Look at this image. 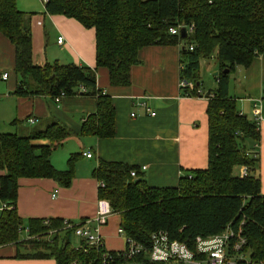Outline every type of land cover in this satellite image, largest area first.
<instances>
[{"label":"trees","instance_id":"1","mask_svg":"<svg viewBox=\"0 0 264 264\" xmlns=\"http://www.w3.org/2000/svg\"><path fill=\"white\" fill-rule=\"evenodd\" d=\"M46 11L95 29L97 68L59 62L34 65L31 16L18 9L17 0H0V33L16 50L19 81L14 95L54 100L62 94L75 97L83 93L95 98L97 111L84 122L80 137L110 139L116 134L115 108L111 98L98 88V68L109 70L112 86L126 87L131 83L132 67L140 64L142 48L186 46V51H181V80L193 88H183L184 95L201 97L200 61L213 53L219 61L218 88L207 94V169L182 177L175 187L163 188L149 186L137 168L123 163L102 160L94 172L95 178L104 183L99 199L108 201L112 211L121 216V234L144 248L129 262L180 264L147 259L155 234L164 232L170 240L194 250L197 238L221 234L229 225L237 228L243 222L248 239L246 255L252 261L264 262L259 157L248 145L249 141H259V130L229 95L230 76L235 69L251 66L264 53V0H49ZM177 27H189L193 32L182 39L170 32ZM83 88L87 91L82 92ZM72 136L69 128L54 120L27 134H0V173H5L0 174V199L9 206L0 215V246L15 245L19 259L101 264L104 251L89 247L81 239L80 246H73L74 234L65 229V220L32 219L28 224L31 238L20 239L24 224L17 213L19 180L53 179L69 187L79 155L71 156L66 171L57 170L51 158ZM243 167L249 170L245 177L236 174ZM132 171H137L136 178L131 176ZM138 179L141 181L136 183Z\"/></svg>","mask_w":264,"mask_h":264},{"label":"crops","instance_id":"2","mask_svg":"<svg viewBox=\"0 0 264 264\" xmlns=\"http://www.w3.org/2000/svg\"><path fill=\"white\" fill-rule=\"evenodd\" d=\"M17 7L31 14L34 65L59 62L97 68L95 29H87L63 15L48 14L43 0H17ZM59 38H63L61 45ZM181 51L182 45L142 48L138 54L140 64L132 67L131 83L126 87L112 86L109 70L98 68V88L111 98L115 108L116 134L110 139L95 135L80 137L84 122L97 111L96 99L80 93L57 104L44 96H15L19 81L16 50L0 33V108H8L4 117L9 118L5 122H16L15 133L24 134L51 120L69 128L73 136L51 158L59 171L68 170L71 156L79 155L69 187L53 179L19 180L17 213L24 224L21 241L31 238L30 220L61 219L97 231L106 251L123 252L128 239L121 234V216L112 212L105 226L96 220L101 183L94 172L100 161L135 167L149 186L159 188L175 187L182 177L208 168L209 97L202 92L201 97L184 95ZM5 73L9 75L7 80L2 77ZM229 95L236 99L241 114L259 123V141H249L248 145L258 153L257 175L264 196V53L251 66L235 69L230 76ZM147 108L156 115L151 116ZM31 117L38 119V124L30 125L27 120ZM86 153H91L92 158H87ZM241 171L242 168L238 174ZM4 203L0 199V208ZM17 254L15 245L0 246V264H57L52 258L19 259Z\"/></svg>","mask_w":264,"mask_h":264},{"label":"built area","instance_id":"3","mask_svg":"<svg viewBox=\"0 0 264 264\" xmlns=\"http://www.w3.org/2000/svg\"><path fill=\"white\" fill-rule=\"evenodd\" d=\"M47 3L49 0H43ZM184 27L172 28L170 30L173 35H181V29ZM188 31V35L191 34L192 28L185 27ZM63 43V38L58 39V44ZM193 50V47H191ZM4 80H7L9 75L4 74ZM182 88H193V85L181 80ZM85 88L82 92H86ZM65 98L62 94L54 99L55 103L59 104ZM147 112L151 116H155L156 113L147 108ZM134 116V114L132 115ZM260 121V117L257 119ZM30 125L38 124L39 120L31 117L27 120ZM259 123H257V126ZM259 129V128H258ZM87 158H92L91 153H86ZM146 170V167H143ZM249 170L247 167H243L241 171V177L247 176ZM131 176L136 178L137 171H132ZM104 186V183H101ZM9 209V206L4 203L0 208V215L3 211ZM112 209L108 201L101 200L99 202V211L97 215V222L100 226H105L108 223V217L112 213ZM244 225L241 223L237 228L229 225L227 229L221 234L202 238L199 237L195 243V249L192 250L185 243L179 241L170 240L168 234L164 232L157 233L153 236V247L150 253L147 255V259L151 262H176L180 264H240L241 262H246V264H264L263 261H252L245 253V249L248 245V239L244 235ZM65 229L72 230L74 236L84 240L89 247H96L97 249H102L104 251L101 259V264H124L130 263L129 261L134 260L138 255L144 252V248L132 239H128V247L125 251L120 252L116 255L110 254L106 251L104 241L97 231H92L91 229L85 227L81 224L70 223L65 221ZM122 233V231H121ZM123 262V263H121Z\"/></svg>","mask_w":264,"mask_h":264},{"label":"rangeland","instance_id":"4","mask_svg":"<svg viewBox=\"0 0 264 264\" xmlns=\"http://www.w3.org/2000/svg\"><path fill=\"white\" fill-rule=\"evenodd\" d=\"M30 2L31 0H26ZM35 1V0H34ZM36 4H39L38 2ZM28 15L31 16L30 13ZM217 72H220L219 68V61L216 56V53H213V55L210 58H203L200 61V69H199V90L202 93H209L210 91H213L216 86V76L215 74ZM8 108L7 107H1L0 108V134L4 133H15L16 125L13 126L10 122H5V120H9V118L4 117L5 113H7ZM5 119V120H4ZM39 127V126H35ZM250 142H248L249 144ZM236 174H238V171H236ZM25 236V234H23ZM72 245L75 247L80 246L79 238L76 236H72Z\"/></svg>","mask_w":264,"mask_h":264},{"label":"water","instance_id":"5","mask_svg":"<svg viewBox=\"0 0 264 264\" xmlns=\"http://www.w3.org/2000/svg\"><path fill=\"white\" fill-rule=\"evenodd\" d=\"M180 36H181L182 39H186L188 37V31H187V29L185 27L181 29V35ZM182 50L186 51V46H182ZM224 73L228 74L229 70L224 71ZM219 75H220V72H217L215 74L216 77H218ZM140 181H141V179H138L136 181V183H139ZM124 264H140V263H124Z\"/></svg>","mask_w":264,"mask_h":264}]
</instances>
